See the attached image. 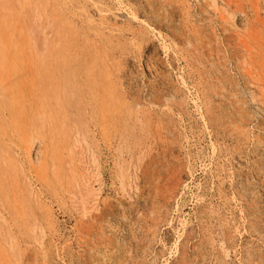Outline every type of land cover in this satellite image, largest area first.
I'll return each mask as SVG.
<instances>
[{
  "label": "rangeland",
  "instance_id": "1",
  "mask_svg": "<svg viewBox=\"0 0 264 264\" xmlns=\"http://www.w3.org/2000/svg\"><path fill=\"white\" fill-rule=\"evenodd\" d=\"M0 264H264V0H0Z\"/></svg>",
  "mask_w": 264,
  "mask_h": 264
}]
</instances>
